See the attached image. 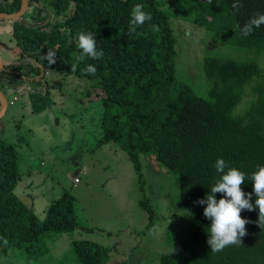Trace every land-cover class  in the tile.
Returning <instances> with one entry per match:
<instances>
[{
	"label": "trees",
	"instance_id": "obj_1",
	"mask_svg": "<svg viewBox=\"0 0 264 264\" xmlns=\"http://www.w3.org/2000/svg\"><path fill=\"white\" fill-rule=\"evenodd\" d=\"M183 2L172 0L176 7ZM235 2L186 3L193 23L213 32L221 43L245 52L243 58L204 57L206 96L198 95L191 84L176 76V39L170 14L156 0H28L26 11L31 14L24 22L14 21L22 30L14 27L12 32L19 49L17 59L24 61L25 68L12 71L14 64L2 59L0 85L14 86L8 107L19 99L17 90L24 84L32 112L49 105V86L42 78L51 71L91 80L83 92L88 102L102 105L101 142L117 143L137 172L140 155H144L148 162L153 159L177 175L180 201L197 224L159 256L160 264H264V223L258 222L250 180L264 166V65L257 60L264 55V25L248 36L240 32L251 18L264 13V0H238L239 11L232 7ZM136 4H142L152 18L130 35V13ZM20 5L21 0H0V12H16ZM81 32L96 36L103 58L78 61ZM52 54L55 63L50 62ZM88 64L96 67L94 76L82 72ZM16 79L20 80L17 85L12 83ZM40 81L46 87L44 92L28 90ZM17 157L15 143L0 139V256L14 246L35 258L43 249L42 235L81 226L74 215V196L68 191L51 201L42 219L20 202L14 193L20 178ZM218 158L226 162V170L237 168L249 178L241 189L251 194L254 207L240 213L249 221L241 244L212 253L207 244L211 221L203 215L206 205L196 201L205 198L220 178L214 167ZM215 196L219 200L222 194ZM144 209L151 223L154 213L145 198ZM73 251L79 264L108 262L109 249L87 239H74Z\"/></svg>",
	"mask_w": 264,
	"mask_h": 264
},
{
	"label": "rangeland",
	"instance_id": "obj_2",
	"mask_svg": "<svg viewBox=\"0 0 264 264\" xmlns=\"http://www.w3.org/2000/svg\"><path fill=\"white\" fill-rule=\"evenodd\" d=\"M156 1L170 14L176 39V76L191 84L198 95L206 96L204 57L243 58L244 50L221 43L213 32L193 23L186 10L190 0L180 7L172 0ZM30 14L28 10L18 20L0 18V57L14 64L12 71L25 68L24 61L17 59L19 49L12 33L14 27L21 31L22 26L14 21L24 22ZM257 60L264 65V55ZM32 73L37 75L35 68ZM48 74L42 79L47 80L51 103L32 112L23 89L27 84L21 85L19 99L0 118V139L17 147L20 178L14 193L20 202L42 219L51 201L68 191L74 196V215L81 227L42 235L43 249L35 258L10 246L0 256V264H79L74 239L108 248L107 264H160L159 256L197 224L180 201L177 175L153 159L148 162L144 155H140L137 172L123 148L115 142H101L102 105L88 102L83 92L93 81L57 71ZM12 83L17 85L20 80ZM4 88L11 91L14 86ZM45 88L40 81L28 90L42 93ZM144 198L153 209L151 223Z\"/></svg>",
	"mask_w": 264,
	"mask_h": 264
},
{
	"label": "clouds",
	"instance_id": "obj_3",
	"mask_svg": "<svg viewBox=\"0 0 264 264\" xmlns=\"http://www.w3.org/2000/svg\"><path fill=\"white\" fill-rule=\"evenodd\" d=\"M208 3L211 4L212 0H208ZM232 7L239 11L241 5L237 0ZM130 16L128 29L130 35L135 33L138 26L144 25L152 18L149 12L143 10L142 4L134 5ZM261 25H264V13L257 14L245 23L240 28L241 36H248ZM77 45L81 50L77 58L80 62L84 61L85 58L96 60L104 56L103 50L97 49L96 36L92 32L79 33ZM50 62L55 63L54 54H52ZM82 72L94 76L97 69L94 65L88 64L82 69ZM214 167L218 173H221L220 178L211 187L205 198L196 201V203L206 205L203 209V215L211 221L208 226L210 236L207 244L212 253L223 251L227 246L241 244V238L247 234L245 226L249 221L242 218L240 213L242 210L251 211L254 207L253 203L250 202L251 194L245 193L241 189V185L249 179L245 173L234 167L226 170V162L222 158L216 160ZM250 180L256 196L255 207L259 209L258 222L259 224L264 223V166L258 167L251 174ZM216 193L222 194L219 200L216 199Z\"/></svg>",
	"mask_w": 264,
	"mask_h": 264
},
{
	"label": "water",
	"instance_id": "obj_4",
	"mask_svg": "<svg viewBox=\"0 0 264 264\" xmlns=\"http://www.w3.org/2000/svg\"><path fill=\"white\" fill-rule=\"evenodd\" d=\"M27 7H28V0H21L20 8L16 12H12V13L0 12V18L9 19V20L19 18L25 13ZM3 68H4V62L2 58L0 57V71ZM7 105H8V102L6 100V97L3 94V92L0 90V118L4 116L7 110Z\"/></svg>",
	"mask_w": 264,
	"mask_h": 264
},
{
	"label": "flooded vegetation",
	"instance_id": "obj_5",
	"mask_svg": "<svg viewBox=\"0 0 264 264\" xmlns=\"http://www.w3.org/2000/svg\"><path fill=\"white\" fill-rule=\"evenodd\" d=\"M28 58H30V57H28ZM25 59H27V58H25ZM22 77H23V76H22ZM23 78L25 79V76H24ZM4 87H5V86H4ZM4 87L0 85V90H1V91L3 92V94L5 95L7 102H9V97H10L11 91L8 90V89H6V88H4ZM7 109H8V105H7ZM6 111H7V110H6ZM5 113H6V112H5Z\"/></svg>",
	"mask_w": 264,
	"mask_h": 264
},
{
	"label": "built area",
	"instance_id": "obj_6",
	"mask_svg": "<svg viewBox=\"0 0 264 264\" xmlns=\"http://www.w3.org/2000/svg\"><path fill=\"white\" fill-rule=\"evenodd\" d=\"M75 181H77V179H75Z\"/></svg>",
	"mask_w": 264,
	"mask_h": 264
}]
</instances>
